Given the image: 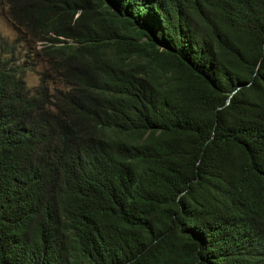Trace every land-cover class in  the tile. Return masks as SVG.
<instances>
[{
	"label": "trees",
	"instance_id": "16d2710c",
	"mask_svg": "<svg viewBox=\"0 0 264 264\" xmlns=\"http://www.w3.org/2000/svg\"><path fill=\"white\" fill-rule=\"evenodd\" d=\"M2 1L0 264H264V0Z\"/></svg>",
	"mask_w": 264,
	"mask_h": 264
},
{
	"label": "rangeland",
	"instance_id": "374dc122",
	"mask_svg": "<svg viewBox=\"0 0 264 264\" xmlns=\"http://www.w3.org/2000/svg\"><path fill=\"white\" fill-rule=\"evenodd\" d=\"M7 11L8 7L3 3L2 0H0V33L13 46L12 59H14L17 63L24 60L35 63L33 64L32 69L26 71L24 77L26 86L31 88L38 83L39 72L44 70L45 63L38 57L34 58L33 56V59H30L32 56H27L28 54L31 55L33 53V47L37 46L38 44L34 45L31 40L27 38V36H25L15 27L9 18Z\"/></svg>",
	"mask_w": 264,
	"mask_h": 264
}]
</instances>
